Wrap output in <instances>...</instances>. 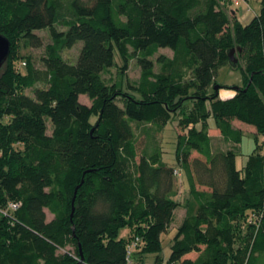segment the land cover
Wrapping results in <instances>:
<instances>
[{
  "label": "trees",
  "instance_id": "trees-1",
  "mask_svg": "<svg viewBox=\"0 0 264 264\" xmlns=\"http://www.w3.org/2000/svg\"><path fill=\"white\" fill-rule=\"evenodd\" d=\"M223 5L0 0V33L11 42L0 72V264H78L81 250V264H144L145 254L162 251V235L181 206L187 214L168 261L158 255L155 264H264L263 146L240 169L235 149L212 152L209 122L214 118L232 143L242 141L234 119L264 134V0L249 23L235 18L232 26ZM45 29L46 45L38 34ZM79 41L76 62L66 60L63 51ZM42 46L44 70L21 54ZM234 47L242 48L236 66L228 55ZM165 48L173 58L154 60ZM116 54L125 70L136 59L137 82L124 73L105 80ZM223 65L240 69L244 80L226 99L209 94ZM177 117L185 130L178 168L162 150L140 147L134 128L161 130ZM194 149L203 157L188 160ZM177 169L188 181L186 202L176 198Z\"/></svg>",
  "mask_w": 264,
  "mask_h": 264
},
{
  "label": "rangeland",
  "instance_id": "rangeland-1",
  "mask_svg": "<svg viewBox=\"0 0 264 264\" xmlns=\"http://www.w3.org/2000/svg\"><path fill=\"white\" fill-rule=\"evenodd\" d=\"M262 6V0H224L223 7L227 11L230 20L231 26L235 18L240 19L243 24L249 23L252 18L260 13ZM38 34L43 38L44 45L51 42V38L49 35L48 30H41L38 31ZM83 46V42L79 41L76 46L66 49L63 51V55L66 60L70 62H76L78 55L80 53V49ZM45 52V46L40 48H27L21 51L22 55L31 56L32 61L38 69L44 70V66L42 63V56ZM164 54L167 58H173L174 52L170 48L160 49L157 55L154 57V60L160 55ZM238 55V52L236 53ZM238 57V56H237ZM26 60L25 58L21 61ZM123 61L119 54L115 55V65L108 70L105 74V80L108 83L115 82L120 75L123 73L124 79H127L129 83H135L140 79L141 76V67L137 63L136 59H133L129 62L127 69H123ZM21 70L25 71L24 64L21 65ZM156 72L161 71V67L159 64L155 65ZM215 84L214 88L209 89V94L216 91V93L221 98L222 96L226 95V91L234 90L235 87L243 85V75L240 69H233L229 65H223L217 71L215 76ZM39 86H44L43 83H39ZM219 85L220 88L217 90L215 87ZM234 85V87H233ZM228 86V87H227ZM232 86V87H229ZM123 90L134 95H138L132 89L128 88V85L125 84ZM27 93L32 94L31 89L26 90ZM81 102L90 104L89 98L85 95L80 97ZM122 105V102H120ZM189 108L192 107V104L188 103ZM94 120V119H93ZM178 117L174 123L169 122L164 129H157L155 126L151 124L145 123H134L135 132L137 135V140L139 142L140 147H143L144 150L147 152L153 149L162 150L164 153V159L170 163L176 165V168L180 167L179 161L176 159V148L178 147L179 141V134L185 133V130L178 125ZM210 125L212 128H217L215 119L211 118L209 120ZM235 127L239 128L242 131V141L240 144H228L226 143L221 136H219L218 131L210 129V133L212 136L211 140V150L212 152H216L218 150H228V149H235L237 151V166L240 169L246 165L249 157L256 152V149L259 145L263 146L264 152V134H259L257 132L256 127L250 124L242 123L238 120L232 123ZM187 131V130H186ZM218 135V136H217ZM196 157H203L199 151L193 150L188 160H192ZM183 160H186L184 157ZM179 170V169H177ZM181 171V170H179ZM178 195L177 200H181V202L187 201V196L189 195L188 189V181L185 174L181 171L179 174V181H178ZM192 204V203H191ZM193 205V204H192ZM187 206V205H186ZM187 214V208L185 206H181L176 210L175 218L172 223V226L169 232H165L162 235V251L160 253H147L143 257L144 264H155L156 257L160 255L165 262L168 261V258L171 253V245L173 238L176 234L177 227L182 223L183 218ZM48 218H52V214L48 211ZM129 228H123L120 231V236L126 238L129 235ZM69 249L72 247H68ZM188 257H196L197 253H191L187 255Z\"/></svg>",
  "mask_w": 264,
  "mask_h": 264
},
{
  "label": "water",
  "instance_id": "water-1",
  "mask_svg": "<svg viewBox=\"0 0 264 264\" xmlns=\"http://www.w3.org/2000/svg\"><path fill=\"white\" fill-rule=\"evenodd\" d=\"M237 51L241 52L242 48L241 47H234L228 53L229 61L233 66H236L239 62V59L236 55ZM10 52H11V42H10L9 38L0 33V72L2 70L3 65L7 61L8 57L10 55ZM252 80H253V78L251 77L249 84L252 82ZM215 88L218 90L220 88V86L217 85ZM82 184H83V181L81 182L80 185L77 186V188L75 190V196L77 194L78 189L81 187ZM75 196L73 199V211H74ZM82 261H84V254L81 250V260L78 262V264H81Z\"/></svg>",
  "mask_w": 264,
  "mask_h": 264
},
{
  "label": "crops",
  "instance_id": "crops-1",
  "mask_svg": "<svg viewBox=\"0 0 264 264\" xmlns=\"http://www.w3.org/2000/svg\"><path fill=\"white\" fill-rule=\"evenodd\" d=\"M236 88V87H235ZM235 89L234 90H229V91H226V95L225 96H222V93L220 94L221 95V98L222 99H226V98H228V97H231V96H233L234 94H235ZM235 120H238V119H234L233 120V122H235ZM239 121V120H238ZM232 122V123H233ZM241 122V121H240ZM242 123H244V122H242ZM247 124V123H246ZM234 126V125H233ZM235 127V126H234ZM237 128V127H236ZM213 130H216V131H218V135L219 136H221V131L218 129V128H212ZM212 129H211V131H212ZM239 129V128H238ZM210 135H211V133H210ZM217 135V136H218ZM222 137V136H221ZM223 139V138H222ZM224 140V139H223ZM225 141V140H224ZM226 143H228V144H231L232 142H228V141H225ZM232 144H235V145H238L237 143H232ZM240 144V143H239Z\"/></svg>",
  "mask_w": 264,
  "mask_h": 264
},
{
  "label": "built area",
  "instance_id": "built-area-1",
  "mask_svg": "<svg viewBox=\"0 0 264 264\" xmlns=\"http://www.w3.org/2000/svg\"><path fill=\"white\" fill-rule=\"evenodd\" d=\"M176 172L178 173V175L180 174V171H179V170H176ZM10 206H11V208H13V209H17V208L20 206V203H19V202H14V203H12ZM137 240H138V239H137ZM136 243H137V241H135V242L132 243V245H131V250L134 249V247L136 246Z\"/></svg>",
  "mask_w": 264,
  "mask_h": 264
}]
</instances>
